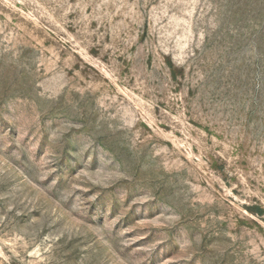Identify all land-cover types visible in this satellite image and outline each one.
I'll list each match as a JSON object with an SVG mask.
<instances>
[{
	"label": "rangeland",
	"instance_id": "1",
	"mask_svg": "<svg viewBox=\"0 0 264 264\" xmlns=\"http://www.w3.org/2000/svg\"><path fill=\"white\" fill-rule=\"evenodd\" d=\"M0 264H264V0H0Z\"/></svg>",
	"mask_w": 264,
	"mask_h": 264
}]
</instances>
